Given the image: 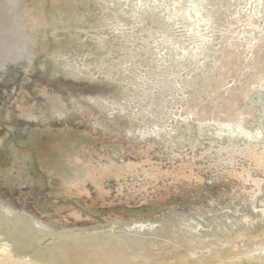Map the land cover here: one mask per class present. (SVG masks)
<instances>
[{
  "label": "rangeland",
  "instance_id": "1",
  "mask_svg": "<svg viewBox=\"0 0 264 264\" xmlns=\"http://www.w3.org/2000/svg\"><path fill=\"white\" fill-rule=\"evenodd\" d=\"M3 256L264 264V0H0Z\"/></svg>",
  "mask_w": 264,
  "mask_h": 264
},
{
  "label": "bare ground",
  "instance_id": "2",
  "mask_svg": "<svg viewBox=\"0 0 264 264\" xmlns=\"http://www.w3.org/2000/svg\"><path fill=\"white\" fill-rule=\"evenodd\" d=\"M25 53H26V50H25ZM14 256V255H12ZM23 261L21 260H15L9 256H3V257H0V264H25V263H22ZM251 264V262H249ZM238 264V263H237Z\"/></svg>",
  "mask_w": 264,
  "mask_h": 264
}]
</instances>
